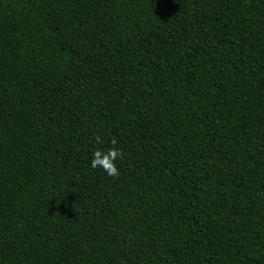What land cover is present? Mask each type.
I'll return each instance as SVG.
<instances>
[{"label":"trees","instance_id":"trees-1","mask_svg":"<svg viewBox=\"0 0 264 264\" xmlns=\"http://www.w3.org/2000/svg\"><path fill=\"white\" fill-rule=\"evenodd\" d=\"M0 264H264V0H0Z\"/></svg>","mask_w":264,"mask_h":264},{"label":"clouds","instance_id":"clouds-1","mask_svg":"<svg viewBox=\"0 0 264 264\" xmlns=\"http://www.w3.org/2000/svg\"><path fill=\"white\" fill-rule=\"evenodd\" d=\"M95 139L97 143H102L101 137L99 135H97ZM111 144L112 147L107 151H102L100 149L94 151L91 167L94 169L102 168L109 177L119 178L121 173L116 161L122 159L124 153L122 149L116 147L118 140L115 137H113L111 140Z\"/></svg>","mask_w":264,"mask_h":264}]
</instances>
